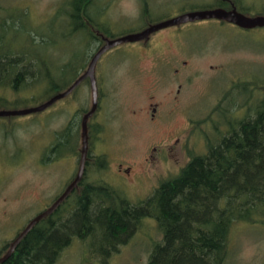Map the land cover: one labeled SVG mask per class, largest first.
Wrapping results in <instances>:
<instances>
[{"label": "rangeland", "instance_id": "1", "mask_svg": "<svg viewBox=\"0 0 264 264\" xmlns=\"http://www.w3.org/2000/svg\"><path fill=\"white\" fill-rule=\"evenodd\" d=\"M68 1L0 0V24L3 19H13L12 25L17 27H32L44 33L50 28L57 42L55 57L49 56L50 61L85 63L83 35L62 41L59 25L53 19L60 9H71ZM146 1L145 7L142 0H95L89 10L119 36L141 32L152 21L177 17L189 7L215 3ZM242 2L244 9L250 10L249 16H264V0ZM5 29L3 42L7 47L28 49L27 39L22 36L26 32ZM95 47L93 44L90 52ZM56 74L60 76L58 69ZM97 77L102 99L96 121L103 125V131L89 158L88 181L110 183L137 203L153 194L163 181L177 176L192 156L206 151L205 135L216 134L212 122L206 121H221L219 133H225V118L212 112L233 86L230 99L234 95L236 101L230 108L239 109L249 96L238 82L264 80V28L246 31L222 25L216 19L165 28L145 40L108 51L99 61ZM263 92L258 89L249 105L257 102L259 95L262 98ZM42 95L40 84L29 92L0 87V111L30 108L27 102ZM92 105V88L86 82L43 112L0 117V250L52 206L78 175L83 142L78 126L75 137L79 155L61 156L55 163L50 161L47 149L56 132L60 135L65 131L73 118L74 123L80 121L82 109L90 111ZM223 105L229 107L230 103L224 100ZM99 155L108 162L104 170L98 169L93 159ZM259 219V224H235L225 264H264V214ZM161 240L156 221L146 219L105 262L99 253L76 239L56 264H147L154 243Z\"/></svg>", "mask_w": 264, "mask_h": 264}, {"label": "trees", "instance_id": "2", "mask_svg": "<svg viewBox=\"0 0 264 264\" xmlns=\"http://www.w3.org/2000/svg\"><path fill=\"white\" fill-rule=\"evenodd\" d=\"M233 1L240 13L249 15V9H244L241 2ZM94 2L69 0L67 6L71 9L65 12L62 8L53 17L59 25L62 41L83 35V43L86 42L84 61L89 58L93 44L97 41L104 44L102 35L111 39L127 35L115 36L94 17L89 10ZM142 2L146 7L147 1ZM227 7L218 4L215 8L228 9L230 6ZM12 20L3 19L0 24V87L13 92H29L40 84L42 97H33L27 102L32 105L30 107H35L69 89L85 63L82 60V64H74L65 59V64H56L55 60L53 63L49 56L55 57L57 42L50 28L46 33L38 32L32 27L14 26ZM5 28L26 32L22 36L30 48L28 44V49L22 50L7 47L3 42ZM39 48L41 50L37 52ZM238 83L245 86L249 96L247 101L239 109L230 108L236 101L234 95L230 99L233 86L212 112L225 118V133H219L221 121L218 124L213 118L206 121L212 122L217 135H205L206 151L192 156L177 176L163 181L146 199L133 203L125 192L110 183L88 181L91 165L88 164L80 190H76L53 214L42 219L3 264H56L62 252L76 239L99 253L105 262L120 245L128 242L146 219H154L162 235V240L154 243L147 264H225L235 224H259L262 220L259 218L264 214V95L262 98L259 95L252 105L248 103L254 100L258 89L264 91V80ZM224 100L230 103L229 107L223 105ZM68 130L67 127L59 136ZM73 141V154L79 155L76 137ZM51 149L52 145L47 149L49 156ZM93 149L92 142L89 158H92ZM102 157L97 161L100 170L106 169L108 164ZM10 246L11 243L4 245L0 258Z\"/></svg>", "mask_w": 264, "mask_h": 264}, {"label": "water", "instance_id": "3", "mask_svg": "<svg viewBox=\"0 0 264 264\" xmlns=\"http://www.w3.org/2000/svg\"><path fill=\"white\" fill-rule=\"evenodd\" d=\"M216 19L220 21H226L229 23H232L242 29L252 30L255 28H264V16L263 15H257V16H249L245 15L243 13H240L236 7H234L232 10H225L222 8H216V9H210V10H198L193 12H188L182 15H179L177 17L164 20L162 22H159L157 24H152L145 30L137 33H130L121 37L117 38H107L104 35H102V39L104 44L99 49V51L96 53V55L93 57L86 73L80 77L69 89L66 91L59 93L52 97L47 102L41 104L40 106L36 107H30L26 108L24 110H6V111H0V117H6V116H27L32 113H39L43 112L49 107H51L53 104H55L57 101L67 97L70 95L74 89L86 78H90L91 81V88H92V96H93V105L91 110L85 115L83 119V125H82V156H81V162H80V169L79 173L77 175V178L75 181L67 188L65 193L48 209L38 214L33 220L29 222V224L24 228V230L14 239V241L11 243L10 249L8 252L0 258V264L5 263L15 252L17 246L20 244V242L25 238L29 232L42 220L47 218L49 215L53 214L60 205L71 195V193L74 191V189L78 186V183L83 178L84 173L87 168V162H88V153H89V135H88V121L90 118L94 115L98 108V99H99V91H98V84L96 79V66L99 60L103 55H105L108 51L126 44V43H134L139 42L142 40H145L149 38L150 35H152L155 32H158L160 30H163L165 28H170L173 26H178L181 24H186L190 22L200 21V20H211Z\"/></svg>", "mask_w": 264, "mask_h": 264}, {"label": "flooded vegetation", "instance_id": "4", "mask_svg": "<svg viewBox=\"0 0 264 264\" xmlns=\"http://www.w3.org/2000/svg\"><path fill=\"white\" fill-rule=\"evenodd\" d=\"M238 2H241V4H243V0H237ZM215 3H211L209 5H201L200 7H197V8H187L185 10H183L182 12H189L190 10L193 11V10H196V9H199V10H210V9H213L215 8L218 4H226V7L230 6L228 9H225V8H222V9H225V10H232L234 7H235V4H234V1L233 0H214ZM234 6V7H233ZM15 7H18V6H15ZM207 8V9H206ZM216 9V8H215ZM181 12V13H182ZM179 14V15H182V14ZM171 18H174V17H171ZM169 18V19H171ZM100 19V18H99ZM168 20V18H166ZM101 20V19H100ZM221 24L222 25H226V24H230V25H233V26H236L232 23H229V22H226V21H221ZM238 27V26H237ZM240 28V27H238ZM241 29V28H240ZM243 30V29H242ZM246 31H250V30H247ZM103 42V41H102ZM98 44H96V47L94 49H92V52L91 54L89 55V58L88 59H85V68L83 70H81L78 74V76L76 77V79L73 80L72 82V85L80 78L82 77L93 57L96 55V53L99 51V49L102 47L101 45V42L100 41H97ZM100 61V60H99ZM98 64L99 62L97 63V66H96V70H95V74H96V79H97V84H98V91H99V99H98V108L96 110V112L94 113V115L90 118V120L88 121V135H89V145L92 144L93 142V147H95V144H97L98 142H100L101 140V132L103 131V125L99 122V121H96L97 118L99 117V114H100V101H101V84L99 83V77H97V67H98ZM72 66V65H71ZM178 72V70L176 71V73ZM88 82L91 86V81H90V78H86L84 79L75 89L74 91L71 93V94H74L76 92V90L83 84V83H86ZM71 85V86H72ZM84 114H82L83 116L81 117V120L78 121L77 123H74L75 122V119L73 118L69 124H68V128L69 130L64 134V135H61L59 136L58 132L55 133V140L54 142L51 144L52 145V149H51V154H50V161L52 162H55L57 163L58 160L60 159V157L64 156L63 158L65 157H71L73 156V138L75 139V132L77 131L76 129V126H78V131L81 133L82 132V125H83V119L85 117V115L89 112V110L87 109H82ZM97 141V143H96ZM103 157L101 155L97 156L96 158L93 157V159H95V162L96 161H99L100 159H102ZM91 161V160H90ZM89 156H88V162H87V165L89 164ZM98 165V164H97ZM85 174H86V171L84 173V176L83 178L80 180V182L78 183V186L74 189V191L71 193V195L80 188V185L82 184L84 178H85ZM77 178L74 177L67 185H66V188L65 190L55 199V201L53 202V204L65 193V191L67 190V188L75 181V179ZM80 190V189H79ZM78 190V191H79ZM70 195V196H71ZM69 196V197H70ZM68 197V198H69ZM67 198V199H68Z\"/></svg>", "mask_w": 264, "mask_h": 264}]
</instances>
